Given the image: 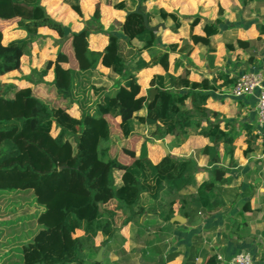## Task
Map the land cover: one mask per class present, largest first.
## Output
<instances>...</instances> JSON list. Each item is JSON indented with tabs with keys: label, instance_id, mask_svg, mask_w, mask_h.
<instances>
[{
	"label": "trees",
	"instance_id": "obj_1",
	"mask_svg": "<svg viewBox=\"0 0 264 264\" xmlns=\"http://www.w3.org/2000/svg\"><path fill=\"white\" fill-rule=\"evenodd\" d=\"M79 1L62 0L81 15ZM148 1L157 0H140L139 14L133 13L135 0L114 4L113 10L122 13L120 35L109 34L98 48L90 42L91 34L86 29L65 37L61 25L49 18L41 0H0V10L9 9V25H16L24 33L23 37L0 42V78L20 69L16 54L27 52L40 29L51 30L63 39L40 74L41 78L51 76L47 84L56 99L50 105L34 94L33 88L42 80L33 86L0 90V197L12 193L37 207L34 216L29 217L30 234L21 236L28 239L19 242L15 264H100L94 261L95 254L83 236L100 233L101 246L111 251L121 241L118 231L141 215L158 212L166 220L163 197L169 199L192 186L198 169L193 160L170 154L153 163L144 143L136 155L140 136L134 131V121L155 122L153 134L159 139L178 136L184 142L193 134L202 136L208 141L203 153L210 161L218 158L220 144L231 146L232 133L220 130L219 123L208 118V95L204 91L213 86L206 81H191L186 69L178 75L168 73L169 54L165 51L152 52L149 60L143 58L142 50L150 51L155 42L154 33L143 22L145 16L149 26L156 16L145 12L143 4ZM98 2L107 5V0ZM241 2L246 7L254 0ZM222 13L219 7L217 19L204 24L201 35L194 34L200 17L190 20L191 42L208 48L210 39L220 34L227 52L236 48L249 51V42L239 38L233 25L220 33ZM158 16L170 19L177 31L180 22L176 13L160 9ZM5 26L1 24L0 31ZM258 26L264 35V25ZM133 41L142 48L135 49ZM176 48L174 44L169 46L170 51ZM252 60L248 56L250 63ZM156 65L165 74L149 81V87L156 91L149 100L128 69ZM99 69L106 70L109 81L119 82L112 94L94 84L93 75ZM235 79L226 76L220 87L233 84ZM73 108L77 116L70 113ZM141 109L145 115L136 116ZM202 120L206 126H201ZM259 136L247 132L244 155L252 151ZM115 171L121 172L119 186L115 185ZM212 173L215 179L198 188L197 201H189L182 208L185 218L203 211L217 178L223 183V170L214 168ZM167 206L171 207L172 202ZM77 231L83 233L82 237L75 236ZM85 251L88 255L83 258Z\"/></svg>",
	"mask_w": 264,
	"mask_h": 264
},
{
	"label": "crops",
	"instance_id": "obj_2",
	"mask_svg": "<svg viewBox=\"0 0 264 264\" xmlns=\"http://www.w3.org/2000/svg\"><path fill=\"white\" fill-rule=\"evenodd\" d=\"M119 1L122 0H112L111 8ZM165 2L167 1H148L144 3V10L147 14H156L149 27L155 21L166 23L167 36L171 30L173 32V22L170 19L162 20L158 16L159 10L176 13L179 18L177 33H171L170 37H167L165 48L159 50L169 54L167 72L178 75L182 69H186L191 81H206L213 86L211 90L204 91L208 95L206 108L209 121L219 123L222 131L231 132L233 142L231 146L220 144L218 158L210 161L203 153L208 141L202 136L193 134L184 142L178 136L159 139L153 134L156 124L152 121L145 122V127L151 128L148 124L152 125V135L145 136L137 129L134 121V131L140 136L135 146L136 155L144 143L151 162L155 163L164 155L170 154L179 159L193 160L198 170L192 186L169 199L163 197L162 212L166 220L162 219L158 212L143 214L118 231L117 234L121 236L118 247L129 241L135 246L133 248H137L136 257L128 253L122 254L118 260H121V264H230L234 256L248 252L255 264H264V135H260L253 143L251 152L246 155L243 153L246 150L247 132L256 134L258 129L256 99L253 96L233 98L229 95L232 84L220 87L226 76L228 79H234L249 71L261 72L264 75V35L260 34L258 26L264 25V1L260 3L254 0L246 7L241 1L182 0L173 1L174 5L172 1H168L172 5L169 8ZM239 2L242 6H239ZM224 3H228V9ZM178 4L181 9L175 7ZM218 6L223 10L220 33L227 26L233 25L239 32V38L249 42V51L243 52L236 48L233 52H227L220 34L210 39L208 48L211 51L205 46L191 42L189 21L200 17L194 34L201 35L202 26L217 19L218 10L215 8ZM230 10L233 11L232 14L229 13ZM112 11L113 16L121 23L122 13L113 8ZM255 28L256 36L250 40L247 35L251 31L254 32ZM180 39L189 40L190 43L180 42ZM172 44L177 45V48L170 51L169 46ZM193 48L196 49L195 55L190 56L188 53L190 58L186 57L184 52ZM141 54L146 60H149L151 55L147 50H143ZM248 56L253 57L252 63L248 61ZM101 70H104L103 74L106 73L105 69ZM136 71L139 74L134 76L143 95H149V81L153 76L165 74L160 65ZM135 115L142 117L145 110L142 109ZM136 123L144 129V124ZM201 126H206L205 120H202ZM230 149L233 150L232 154H229ZM214 168L224 171L223 183H219L217 178L215 188L208 193L207 206L200 213L190 215L189 219L185 218L182 208L189 201H197V190L201 185L215 179L212 173ZM115 172L118 175L115 185L119 186L121 172ZM169 202H172L171 207L167 206ZM97 239L102 241L101 234ZM113 251L114 249L110 252Z\"/></svg>",
	"mask_w": 264,
	"mask_h": 264
},
{
	"label": "rangeland",
	"instance_id": "obj_3",
	"mask_svg": "<svg viewBox=\"0 0 264 264\" xmlns=\"http://www.w3.org/2000/svg\"><path fill=\"white\" fill-rule=\"evenodd\" d=\"M167 1L166 7H172V4L175 3L173 1H182V0H164ZM219 1V0H217ZM220 1H241V0H220ZM255 1H264V0H255ZM80 5L82 9V14H76L68 5L64 4L59 0H41V5L45 8V11L49 18L53 21L61 25L63 29V34L65 37L69 36L74 32H78L82 29H86L89 31L90 42L93 45L98 46L100 48L106 41V38L109 34L120 35V22L113 16V11L111 8L112 0L107 1V5L102 6L95 0H80ZM261 3V2H260ZM234 5V3H232ZM238 4V3H237ZM264 4V3H263ZM146 4H143V7ZM232 5V6H233ZM226 9H228V3H224ZM239 6H242L239 2ZM177 9H181V6L178 4ZM219 6L215 9L218 10ZM145 9V8H144ZM233 10V8H232ZM232 10L229 11L232 14ZM214 11V9H213ZM11 15L9 9L0 10V25H7L0 31V42L5 43L9 40L17 39L23 37L24 33L16 27V25H9V19ZM232 17V16H231ZM259 20V19H258ZM262 21V18H260ZM150 27H156L157 31L154 33L155 42L153 44V48L149 51L150 53L156 52L159 50H163L165 48L166 43H168L167 37H170L172 30L169 32L170 34L167 36L166 34V23L155 21L152 23ZM256 28L253 31L249 32L247 37L249 36L250 40L256 36ZM181 40V39H180ZM187 43H190L189 40H184ZM180 41V42H184ZM63 39L60 38L57 33L48 30V29H40L38 37L32 42L26 53H17L16 55L20 58L21 67L18 71L10 72L5 74L0 78V90H4L7 87H23L25 85L33 86L34 83H38L42 80V83L39 84L38 87L33 88L34 94L42 99L45 103L51 104L56 97L49 85L47 84L51 80V76L47 75L44 78L40 77L41 72L45 68V64L48 60L54 58L56 52L59 50L62 45ZM132 46L140 50L142 45L132 42ZM188 48V46L186 47ZM259 49V48H257ZM143 51V50H142ZM148 51V50H147ZM196 51L195 48L191 49L187 52H184L186 57L191 56ZM188 53L190 56H188ZM100 70V71H99ZM94 72L93 82L97 87H103L109 94H112L117 85L118 81L112 82L109 81L104 73V70L99 69ZM129 73L133 75H138L139 72L134 71L131 67L128 69ZM142 110V109H141ZM140 111V110H139ZM138 111V112H139ZM136 112L135 114H137ZM70 113L74 116H77V111L73 109L70 110ZM257 123V122H256ZM137 125V129L143 132L145 136H151L153 128L151 124H148L150 127H145L144 129L135 122ZM137 131V130H136ZM264 132V131H263ZM264 135V134H263ZM261 134V136H263ZM114 181L116 182L118 179V175L114 172ZM32 202L22 201L20 197L7 193L1 195L0 197V264H15L17 262L16 256L20 253V245L19 242H25V240L21 238V236H28L30 234V225H29V217H33L37 212V207L31 205ZM83 233L81 231H77L75 236L82 237ZM100 234H97L94 237L83 236L88 247L91 249L95 256L99 253L100 250V264H121L120 257L122 254H128L132 257L137 256V248H133L132 243L129 241H125L124 245H120L113 252L105 250L101 246ZM88 252L85 251L82 254L83 258H86Z\"/></svg>",
	"mask_w": 264,
	"mask_h": 264
},
{
	"label": "built area",
	"instance_id": "obj_4",
	"mask_svg": "<svg viewBox=\"0 0 264 264\" xmlns=\"http://www.w3.org/2000/svg\"><path fill=\"white\" fill-rule=\"evenodd\" d=\"M229 95L240 99L253 96L256 99L257 135L264 134V75L261 72H244L236 77L231 85ZM230 264H255L248 252H241L234 256Z\"/></svg>",
	"mask_w": 264,
	"mask_h": 264
},
{
	"label": "water",
	"instance_id": "obj_5",
	"mask_svg": "<svg viewBox=\"0 0 264 264\" xmlns=\"http://www.w3.org/2000/svg\"><path fill=\"white\" fill-rule=\"evenodd\" d=\"M136 1V6H135V9H134V11H133V13H135V14H139V8H140V5H141V3H140V0H135ZM129 14V12H127L126 13V15H128ZM143 22H144V26H145V28L146 29H148L149 31H151V32H153V33H155L156 31H157V28L156 27H149L148 26V23H147V21H146V18H145V16H143ZM155 90L154 89H151L150 90V92H149V100H152L153 99V97H154V95H155ZM101 251L102 250H100L99 251V253L95 256V258H94V261L95 262H97V263H99L100 262V258H101V256H100V253H101Z\"/></svg>",
	"mask_w": 264,
	"mask_h": 264
}]
</instances>
